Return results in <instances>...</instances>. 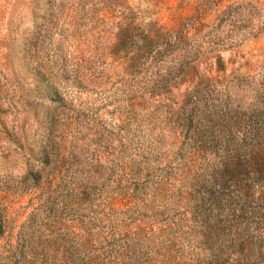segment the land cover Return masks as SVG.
Instances as JSON below:
<instances>
[{
  "label": "rangeland",
  "instance_id": "obj_1",
  "mask_svg": "<svg viewBox=\"0 0 264 264\" xmlns=\"http://www.w3.org/2000/svg\"><path fill=\"white\" fill-rule=\"evenodd\" d=\"M263 96L264 0H0V264L202 258L188 137Z\"/></svg>",
  "mask_w": 264,
  "mask_h": 264
},
{
  "label": "trees",
  "instance_id": "obj_2",
  "mask_svg": "<svg viewBox=\"0 0 264 264\" xmlns=\"http://www.w3.org/2000/svg\"><path fill=\"white\" fill-rule=\"evenodd\" d=\"M218 108V129L209 141L188 137L193 156L213 157L217 163L195 173L205 176L206 187L190 228H200L195 242L203 257L193 261L192 251L193 262L183 264H264V96L256 109L262 119L255 122L249 142L227 125V106ZM185 113L189 128L195 115Z\"/></svg>",
  "mask_w": 264,
  "mask_h": 264
}]
</instances>
